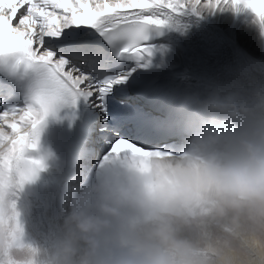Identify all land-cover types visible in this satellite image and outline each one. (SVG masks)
Returning a JSON list of instances; mask_svg holds the SVG:
<instances>
[{
	"label": "clouds",
	"instance_id": "9594fccd",
	"mask_svg": "<svg viewBox=\"0 0 264 264\" xmlns=\"http://www.w3.org/2000/svg\"><path fill=\"white\" fill-rule=\"evenodd\" d=\"M221 11L250 14L264 50V20L234 0ZM168 118L172 143L102 157L42 244L18 206L33 181L0 145V264H264V80L210 84Z\"/></svg>",
	"mask_w": 264,
	"mask_h": 264
},
{
	"label": "snow or ice",
	"instance_id": "6c2138e0",
	"mask_svg": "<svg viewBox=\"0 0 264 264\" xmlns=\"http://www.w3.org/2000/svg\"><path fill=\"white\" fill-rule=\"evenodd\" d=\"M264 20V0H234ZM228 0H0V145L3 167L33 181L46 165L30 159L46 118L82 106L101 138L103 156L123 150H162L172 143L169 109L157 104L156 51L162 29L181 18L221 11ZM23 99L21 101L20 92Z\"/></svg>",
	"mask_w": 264,
	"mask_h": 264
},
{
	"label": "bare ground",
	"instance_id": "6f19581e",
	"mask_svg": "<svg viewBox=\"0 0 264 264\" xmlns=\"http://www.w3.org/2000/svg\"><path fill=\"white\" fill-rule=\"evenodd\" d=\"M181 24L187 27L166 28V41L155 45L149 69L156 74L154 82L198 94L214 83L264 80V50L248 17L217 10L201 17H182ZM49 202L46 197L41 208H34V203L27 207L21 196L18 201L26 237L38 244L46 242L66 214L52 212ZM30 210L35 213L30 215Z\"/></svg>",
	"mask_w": 264,
	"mask_h": 264
}]
</instances>
